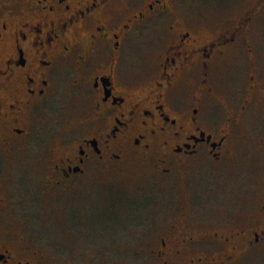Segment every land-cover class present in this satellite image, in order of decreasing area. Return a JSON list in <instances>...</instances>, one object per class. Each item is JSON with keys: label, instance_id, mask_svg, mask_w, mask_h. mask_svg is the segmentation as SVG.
Returning a JSON list of instances; mask_svg holds the SVG:
<instances>
[{"label": "flooded vegetation", "instance_id": "1", "mask_svg": "<svg viewBox=\"0 0 264 264\" xmlns=\"http://www.w3.org/2000/svg\"><path fill=\"white\" fill-rule=\"evenodd\" d=\"M194 21L173 0H0V155L26 142L34 114L65 90L79 134L48 159L49 188L70 193L89 167L135 157L153 175L189 186L180 194L186 212L136 253L142 264H264V181L247 215L205 211L213 184H229L218 169L237 167L236 118L264 99L250 77L240 107L230 108L216 84L218 63L248 35L250 17L215 34ZM147 35L150 52L134 59ZM133 60L146 64L135 71ZM216 106L223 119L212 116ZM256 145L262 154L264 136ZM202 183L206 192L197 194ZM248 185L253 195L259 185ZM8 206L0 194V264H47L5 220Z\"/></svg>", "mask_w": 264, "mask_h": 264}, {"label": "rangeland", "instance_id": "2", "mask_svg": "<svg viewBox=\"0 0 264 264\" xmlns=\"http://www.w3.org/2000/svg\"><path fill=\"white\" fill-rule=\"evenodd\" d=\"M173 3L175 11L195 19L204 34L229 31L250 17L248 35L238 37L234 50L218 63L216 84L220 96L234 109L240 107L250 77L257 81L259 91H264V0ZM151 40L147 35L133 47L134 59L141 53L148 55ZM132 62L138 65L135 71L146 64L143 60ZM74 102V96L62 90L52 103L34 114L26 142L0 155V194L9 205L1 213L15 224L19 237H25L43 253L47 264H142L144 257L136 253L154 245L150 244L153 237L186 212V203L182 202L186 197L180 194L189 186L153 175L149 163L130 156L118 166L89 167V174L77 180V188L70 193L60 192L55 186L49 188L48 159L52 154L66 153L79 134L71 131ZM223 112L217 106L211 109L212 116L219 120L224 118ZM236 119L240 135L237 167L218 169L229 184H213L212 192L208 191L214 199L206 206L208 216L247 215L264 181V151L261 154L256 145L264 136V99ZM203 173L213 180L211 168ZM237 180L242 183L236 184ZM249 183L259 185L253 195H248ZM196 190L197 194L206 192L205 184ZM73 193L76 196L71 199Z\"/></svg>", "mask_w": 264, "mask_h": 264}]
</instances>
